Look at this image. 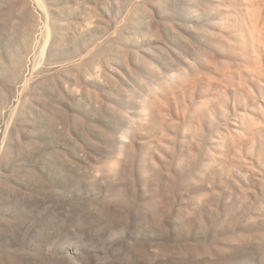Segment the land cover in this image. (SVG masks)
I'll return each instance as SVG.
<instances>
[{
  "label": "rangeland",
  "instance_id": "1",
  "mask_svg": "<svg viewBox=\"0 0 264 264\" xmlns=\"http://www.w3.org/2000/svg\"><path fill=\"white\" fill-rule=\"evenodd\" d=\"M0 264H264V0H0Z\"/></svg>",
  "mask_w": 264,
  "mask_h": 264
}]
</instances>
